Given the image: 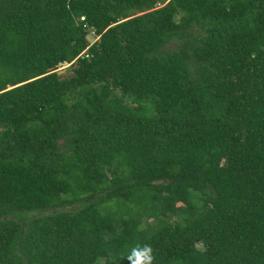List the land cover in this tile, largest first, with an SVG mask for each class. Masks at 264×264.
<instances>
[{"label": "trees", "instance_id": "1", "mask_svg": "<svg viewBox=\"0 0 264 264\" xmlns=\"http://www.w3.org/2000/svg\"><path fill=\"white\" fill-rule=\"evenodd\" d=\"M138 244L264 264V0H0V264Z\"/></svg>", "mask_w": 264, "mask_h": 264}, {"label": "clouds", "instance_id": "2", "mask_svg": "<svg viewBox=\"0 0 264 264\" xmlns=\"http://www.w3.org/2000/svg\"><path fill=\"white\" fill-rule=\"evenodd\" d=\"M128 264H153V249L150 245H135L126 256Z\"/></svg>", "mask_w": 264, "mask_h": 264}, {"label": "rangeland", "instance_id": "3", "mask_svg": "<svg viewBox=\"0 0 264 264\" xmlns=\"http://www.w3.org/2000/svg\"><path fill=\"white\" fill-rule=\"evenodd\" d=\"M88 39H89V41L92 43V42H94V38L93 37H90V35L88 36ZM68 67V65L66 66H61V67H59V69H65V68H67Z\"/></svg>", "mask_w": 264, "mask_h": 264}, {"label": "water", "instance_id": "4", "mask_svg": "<svg viewBox=\"0 0 264 264\" xmlns=\"http://www.w3.org/2000/svg\"><path fill=\"white\" fill-rule=\"evenodd\" d=\"M67 66L68 64L66 63V62H63V63H60L59 65H58V67H61V66Z\"/></svg>", "mask_w": 264, "mask_h": 264}]
</instances>
